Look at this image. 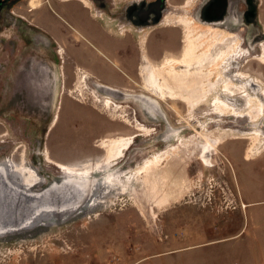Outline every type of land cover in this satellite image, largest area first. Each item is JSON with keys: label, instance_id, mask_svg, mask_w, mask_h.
Segmentation results:
<instances>
[{"label": "rangeland", "instance_id": "obj_1", "mask_svg": "<svg viewBox=\"0 0 264 264\" xmlns=\"http://www.w3.org/2000/svg\"><path fill=\"white\" fill-rule=\"evenodd\" d=\"M185 1L169 0L165 16L187 13L199 18V0H192L188 12L179 8ZM90 3L89 8L80 0H24L5 16L7 22L0 31V69L17 43L30 52L35 48V33H41L54 39V51L47 58L59 64L68 81L60 89L58 122L51 126L54 112L37 115L34 108L31 113L16 111L22 101L12 96L9 78L13 73L7 70L0 74V161L12 157L20 163L24 158L43 178L31 190L0 182V226L33 223L29 229L0 236V264H264V150L245 158L249 146L264 142V113L259 120L250 121L247 114L252 108L238 95L234 97L240 114H232L234 110L226 107L219 110L211 100L190 106L178 96L156 97L143 86L141 37L147 33L144 46L154 62L163 64L176 52L166 45L168 30L175 29L180 54L185 45L184 29L163 24L143 30L122 26L108 17L118 15L119 3L108 13L103 7L95 8L92 0ZM98 12L100 15L94 16ZM216 26L223 36L241 30L243 38L252 42L257 54L260 52L257 43L264 33V9L249 25ZM62 30L88 40L80 37L79 45L67 48V63L55 50L56 41L65 40ZM155 42L160 43L158 52L153 51ZM201 42L205 43L200 51L208 49L213 40L205 37ZM14 61L18 67L20 58ZM253 64V74H263L256 59ZM96 81L151 95L166 120L152 119L132 99L113 97L122 105L114 118L100 103L95 108L90 103L92 97L82 103L68 94L69 89L78 88L90 92ZM104 96L106 93L101 94ZM68 101L74 107L64 124L65 133L59 135ZM84 108L111 119L114 125L93 120ZM252 111L258 113L259 108ZM138 122L150 130H139ZM170 127L173 130L167 136ZM134 134L113 166L117 178H127L156 153L169 152L166 160L142 178L154 192L150 199L143 193L135 197L133 185L112 183L85 202L88 190L69 180L63 183V173L44 157L49 148L59 160L74 162L64 155L69 147L78 152L91 148L99 157L104 154L101 139ZM248 135L257 136L242 137ZM96 155L80 153L75 162ZM95 199L99 202L88 206ZM81 205V211L64 215L68 219L59 216L65 207Z\"/></svg>", "mask_w": 264, "mask_h": 264}, {"label": "bare ground", "instance_id": "obj_2", "mask_svg": "<svg viewBox=\"0 0 264 264\" xmlns=\"http://www.w3.org/2000/svg\"><path fill=\"white\" fill-rule=\"evenodd\" d=\"M80 1L84 6L91 7L90 0ZM191 3L192 0H186L185 4L179 8L182 11L188 12ZM99 15V12L94 14L96 17ZM237 21L236 18H231V21H229L231 28H238L239 23ZM161 24L170 27H182L184 29L182 41L185 45L179 54V51H177V34L175 29H169L166 34V45L171 47L172 50H176V52H171L169 54L171 58L169 57L165 63L158 64L153 61L151 57L152 53H149L150 51L144 46L147 41V33L141 37L142 56L145 63L140 67V74L143 76V86L147 91L159 98H163L167 94L170 97L178 96L190 106H196L211 100L219 110L225 109V107L233 109L234 112L232 114H240L238 111V101L234 97L238 95L244 99L246 105H250V108L253 109L255 106L259 108L258 113H254L251 109L247 114L250 117V121L259 120L261 114L264 113V72L263 74L261 72L253 74L251 68L254 65L253 59H256V63L258 64L256 66L264 71V39H261L257 43L260 51L257 54L252 42L248 43L247 39L243 38L244 33L241 30H236L235 32L228 31V34L223 36L219 33V28L216 24L202 22L196 16H191L187 13L179 16H165ZM191 27L195 28L192 29ZM225 31L227 32V30ZM62 33L65 34V40L64 42L62 40L56 41L55 50L60 58L65 59L68 52L67 48L73 46L72 44L75 43L79 45L81 42L80 37L83 36L79 33L80 37L75 34L65 33L64 30H62ZM205 37H208L209 41L213 40V43L210 42L208 49L200 51L199 48H202L205 43H202L201 40ZM33 40L35 48L31 49L32 51L30 50V52L24 50V48L22 49V43H17L13 47L11 57L1 67L0 74L5 75V71L7 70H11L13 73L9 78L13 85L11 89L12 96L22 101L21 105L16 106L18 108L16 111L22 110L24 113H31L34 108V114L36 113L37 115L54 112L51 124V126H54L58 122L57 118H59L57 110L60 89L63 86V82L68 81V78L63 76L64 74L55 60L50 61L47 58L48 54L54 51L52 49L54 48V39L45 34L35 33ZM159 48L160 43L155 42L153 51L158 52ZM178 54L179 56H176ZM16 58H20L18 67L14 61ZM63 61L67 63L66 59ZM168 64L169 67L166 66ZM217 68L219 70H216ZM111 77L119 78L118 75L113 74ZM94 86V90L90 92L78 88L77 90L69 89L68 94L82 103L87 102L89 97H92V99L90 98L92 100L90 103L95 108L100 103V105L104 106L105 111L109 110L107 112L108 115L119 112V108L122 106L113 97L132 99L138 101L145 113L152 119L156 120L162 117L166 120V115L161 110L157 99L151 95L130 92L125 88L115 87L102 81H96ZM102 93H106V96L103 98L101 97ZM10 96L11 91L9 93ZM73 107V102L68 101L66 103L65 117L63 118V122H61V128L57 134L61 135L65 133L64 124L70 118L68 113ZM84 110L88 114L90 113L93 120L103 125H114V121L99 116V114L97 115V112L93 111V109L84 108ZM124 121L127 120L124 119ZM136 127L139 130H150L140 122H138ZM172 130L170 127L166 135L169 136ZM257 135L242 137H252L255 139ZM135 136L136 134L129 137L101 139L99 145L104 149V154L99 157L96 155L97 151L94 149L87 148L88 150L85 149V152H78V149L72 147H69V150L64 155L70 156L72 160L74 159V162L59 160L49 148L44 150V157L46 161L56 165L63 173V177H65L63 183L69 180L76 183L83 190H88L85 202L90 198L92 193L95 195L96 191H103L109 188L112 183L123 185V187L133 185L132 190L133 194H136L135 197L139 193H143L150 199L154 196V192L151 187L143 184L142 178L167 159L169 156L168 151L156 153L152 158L147 159L138 166L127 178H117L115 172H113L115 162L123 156ZM263 150L264 142H261L259 145H251L247 149L245 158L250 159ZM80 153H84L86 156L92 154L96 155V157H88L83 162H75ZM203 158L207 160L205 154H203ZM0 182L4 185L8 183L10 186L17 184L31 190L42 183L43 178L32 165L25 163L24 158L20 163H17L12 157H7L0 161ZM30 194L36 196V193ZM97 200L95 199L91 205L85 203L84 206H93L99 202ZM67 208L69 207H65L62 212H59L60 214H56L62 215L63 219H65L67 218H64L66 213L73 214L83 207L81 205L75 208L70 207L71 209ZM46 216L50 217L54 215ZM59 220L61 219L59 218ZM32 224H26L21 227L9 226V228L0 226V236L4 235V233L29 229L32 227Z\"/></svg>", "mask_w": 264, "mask_h": 264}, {"label": "flooded vegetation", "instance_id": "obj_3", "mask_svg": "<svg viewBox=\"0 0 264 264\" xmlns=\"http://www.w3.org/2000/svg\"><path fill=\"white\" fill-rule=\"evenodd\" d=\"M24 0H0V31L6 25V17L14 7ZM27 1V0H26ZM95 8L109 12L119 3L116 17L108 15L109 21L125 26L127 24L143 30L161 24L169 6V0H92ZM116 4V5H115ZM111 5H114L113 7ZM264 0H199L197 10L202 22L224 24L231 28L229 21L236 18L238 23L247 25L254 22L257 12L261 11ZM242 21V22H241ZM116 24V23H115Z\"/></svg>", "mask_w": 264, "mask_h": 264}, {"label": "water", "instance_id": "obj_4", "mask_svg": "<svg viewBox=\"0 0 264 264\" xmlns=\"http://www.w3.org/2000/svg\"><path fill=\"white\" fill-rule=\"evenodd\" d=\"M261 38L264 39V33L262 34Z\"/></svg>", "mask_w": 264, "mask_h": 264}]
</instances>
